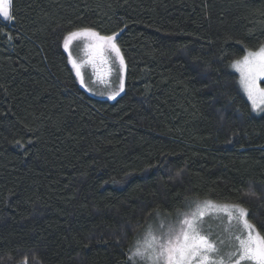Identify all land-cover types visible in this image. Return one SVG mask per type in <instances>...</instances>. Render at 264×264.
<instances>
[{"label": "trees", "instance_id": "1", "mask_svg": "<svg viewBox=\"0 0 264 264\" xmlns=\"http://www.w3.org/2000/svg\"><path fill=\"white\" fill-rule=\"evenodd\" d=\"M12 11L0 20V264H132L143 232L189 199L239 204L264 236V113L232 69L264 46V0ZM84 27L123 29L114 102L87 94L68 64L63 38Z\"/></svg>", "mask_w": 264, "mask_h": 264}, {"label": "snow or ice", "instance_id": "2", "mask_svg": "<svg viewBox=\"0 0 264 264\" xmlns=\"http://www.w3.org/2000/svg\"><path fill=\"white\" fill-rule=\"evenodd\" d=\"M12 4L13 0H0V19L5 22L15 19ZM122 32L120 29L105 35L84 27L68 32L63 38L68 64L82 88H87L82 74L84 64L96 70L98 65H108L109 54H114L119 63V86L107 93L109 100H115L125 88V59L117 44ZM77 40L87 41L84 45L86 59L82 62L73 58L70 50ZM232 67L240 73V85L252 110L264 113V89L256 85L257 79L264 77V46L255 52L249 51L242 60L234 61ZM111 71L108 67L105 72H98L101 83H107L105 76ZM87 90L91 91L90 88ZM186 209L178 211L174 220L161 219L158 225H150L143 237L135 242L129 260L134 264H264V236L249 222L246 208L209 199H189ZM216 228L220 229L219 235Z\"/></svg>", "mask_w": 264, "mask_h": 264}, {"label": "rangeland", "instance_id": "3", "mask_svg": "<svg viewBox=\"0 0 264 264\" xmlns=\"http://www.w3.org/2000/svg\"><path fill=\"white\" fill-rule=\"evenodd\" d=\"M0 20L2 22H4V23H11V22H5L2 19H0ZM85 43H87V41L77 40V41H74L71 44V46H70L71 54H72L73 58H75L78 62H82V61H84L86 59V57L84 55V45H85ZM108 59H109V64L108 65H106V66L98 65L96 70H94L91 65L86 64V63L84 64V66L82 68V74L84 75L85 83L87 85V88H83V89L91 97H95V98L101 99V100L105 99V100H108L110 102H114L118 97H120L121 95L124 94V91L121 92L120 95L115 100L107 99V93L109 91L118 89V86H119V63H118V61H115L114 54H109ZM108 67H111L112 71H111V73L109 75L105 76V80L107 81V83H101L100 82V77L98 75V72L99 73H103V72H105L107 70ZM232 69H233V72L236 73L237 76H239V87L241 88V91H242L244 97L247 99V95L243 91V89H242V87L240 85V73L238 71H236V69H234L233 67H232ZM125 74H126V70L124 72V81H125ZM263 82H264V77H260L259 79H257V81H256L257 87L263 89L262 86H260V84L263 83ZM88 88H90L91 91L87 90ZM100 93H105V94L101 95ZM247 101H249V100L247 99ZM249 103H250V106H251V102L250 101H249ZM251 109H252V106H251ZM261 113L262 112H259V111L254 112V114L256 116H259ZM161 219H170V218H167V217L156 218L154 220L152 226L158 225L160 223ZM172 220H174V219H172ZM225 220H226V218H225ZM146 230L143 232L141 238L145 234ZM215 230H216L217 235H219L220 229L216 228ZM133 249H134V246H133ZM225 250H227V249H225ZM131 262H132V264H134V261L131 260ZM138 264H143V262H138Z\"/></svg>", "mask_w": 264, "mask_h": 264}]
</instances>
